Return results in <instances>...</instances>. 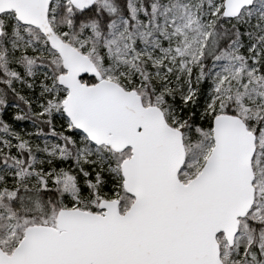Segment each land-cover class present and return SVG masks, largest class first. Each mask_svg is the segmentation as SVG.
I'll return each mask as SVG.
<instances>
[{
  "label": "snow or ice",
  "instance_id": "1",
  "mask_svg": "<svg viewBox=\"0 0 264 264\" xmlns=\"http://www.w3.org/2000/svg\"><path fill=\"white\" fill-rule=\"evenodd\" d=\"M0 264H264V0H0Z\"/></svg>",
  "mask_w": 264,
  "mask_h": 264
}]
</instances>
